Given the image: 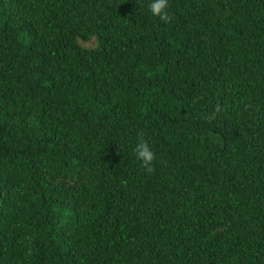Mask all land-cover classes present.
Segmentation results:
<instances>
[{
    "label": "trees",
    "instance_id": "obj_1",
    "mask_svg": "<svg viewBox=\"0 0 264 264\" xmlns=\"http://www.w3.org/2000/svg\"><path fill=\"white\" fill-rule=\"evenodd\" d=\"M149 2L0 0V264H264V0Z\"/></svg>",
    "mask_w": 264,
    "mask_h": 264
},
{
    "label": "clouds",
    "instance_id": "obj_2",
    "mask_svg": "<svg viewBox=\"0 0 264 264\" xmlns=\"http://www.w3.org/2000/svg\"><path fill=\"white\" fill-rule=\"evenodd\" d=\"M169 0H150L147 7L153 15L159 16L165 22L171 19L167 9ZM137 158L144 165L145 169L151 171V162L155 159V153L150 147L147 140L142 136L138 138V142L134 149Z\"/></svg>",
    "mask_w": 264,
    "mask_h": 264
},
{
    "label": "rangeland",
    "instance_id": "obj_3",
    "mask_svg": "<svg viewBox=\"0 0 264 264\" xmlns=\"http://www.w3.org/2000/svg\"><path fill=\"white\" fill-rule=\"evenodd\" d=\"M84 45H90V43L89 44H84Z\"/></svg>",
    "mask_w": 264,
    "mask_h": 264
}]
</instances>
